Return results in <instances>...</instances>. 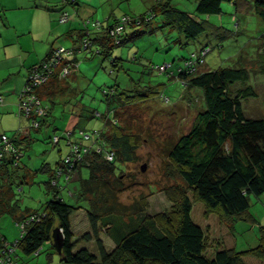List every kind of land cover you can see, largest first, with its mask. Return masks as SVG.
I'll use <instances>...</instances> for the list:
<instances>
[{
  "label": "trees",
  "instance_id": "1",
  "mask_svg": "<svg viewBox=\"0 0 264 264\" xmlns=\"http://www.w3.org/2000/svg\"><path fill=\"white\" fill-rule=\"evenodd\" d=\"M251 1L250 8L263 25L261 43L255 55L241 57L237 66H219L201 73H197L193 60H189L184 68H179L177 77L185 85L186 91H200L202 108L190 130L181 135L168 150L176 173L192 191L194 198L202 201L207 210L222 215L232 223L244 219L246 213H249L251 196L258 197L264 193V118L247 115L242 103L244 99L257 95L248 83L251 69L247 62L258 61L256 69L264 74V0ZM156 2L150 14L114 16L108 23L100 22L99 27L91 29L83 21L85 27L78 30L81 31L78 43L76 41L77 44L70 47L74 52L63 54L62 63L57 68L50 66L52 69L48 80L35 89L46 113L37 117L38 125H31L32 129L40 130L42 126L51 123L52 110L47 99H54L51 95L62 84L61 79L67 78L72 67H76L79 61L76 59L77 50L84 39L90 43L81 51L108 56L113 47L127 39L130 27L148 24L153 16L159 15L162 24L176 29L184 38L183 44H188L210 26L203 16L221 14L224 2L238 6L243 0H197L194 13L177 8L169 0ZM125 16L128 19L123 22L121 32L112 35L110 29ZM136 31L140 32L139 29ZM54 47L51 46L45 57L33 65L29 72L38 64L49 62ZM206 52L205 48L200 51L197 63L202 62ZM115 61L112 63L116 64ZM64 65L69 66L70 73L62 78L59 77V70ZM153 93L156 91L131 92L112 85L108 91L104 90L106 100L113 104L107 111L112 115L99 113V117L105 121L103 128L93 129L89 133L80 130L74 139L72 135L76 127L66 129L70 150L64 157L58 153L53 172L44 181L48 197L42 206L27 210L21 215L20 222H17L25 224L24 232L12 244L15 246L14 254L17 249L25 255L39 253L45 243L55 247L53 234L55 229L60 228L62 238L58 253L61 262L69 264H248L243 259L245 253L259 257L262 261L260 264H264V229L255 247L245 251L223 248L216 251L214 257H207V235L192 220V200L183 188L171 189L172 192L168 194L172 203L169 211L154 216L140 213L136 218L128 217L126 220L127 207L118 200L123 182L122 173H116V163L132 161L137 144L134 135L126 131L117 114L127 105L151 100ZM19 114L23 118V113ZM24 118L31 124L32 116ZM25 131L26 134L17 129L13 134H7L13 150L5 153L0 161L2 210L10 209L5 207L12 195L15 169H18L23 156V144L26 147L31 142V131ZM50 138L52 144L57 146L61 137L52 135ZM60 150L58 146L57 151ZM111 151L114 157L108 160L105 154ZM82 166L87 167L89 172L87 177L80 179L79 195L89 200L88 208L67 203L63 195L73 172ZM40 169L50 170L48 164H42ZM79 208L86 211L89 229L76 237L71 216ZM104 214H110V219L105 223L101 222ZM31 216L34 218L28 221ZM105 228L113 241L112 247H108L101 237ZM83 241H95L96 250H91ZM6 243L5 238H0V244Z\"/></svg>",
  "mask_w": 264,
  "mask_h": 264
},
{
  "label": "rangeland",
  "instance_id": "2",
  "mask_svg": "<svg viewBox=\"0 0 264 264\" xmlns=\"http://www.w3.org/2000/svg\"><path fill=\"white\" fill-rule=\"evenodd\" d=\"M2 1L11 8L17 7L20 2H27ZM169 1L190 13H194L197 2ZM63 2L59 6L65 10L53 12L54 21L49 26L41 24L39 28L42 35L37 38L35 46L44 47V52L52 41L56 42V46L72 47L73 41L64 33L73 29L76 36L78 30L85 27L83 21L91 29L94 28V21L104 24L110 13L115 17L150 14L152 6L157 3L156 0H79L81 6L77 7L72 0ZM251 4V0H243L238 6L222 3L221 14L202 17L208 20L210 26L188 44H183L184 38L176 29L163 25L160 16L155 15L148 24L130 27L127 39L121 45L113 47L108 56L88 51L78 52L76 59L79 61L76 67H72L67 78L61 79L62 84L51 95L54 99H47L52 110L51 123L42 126L40 130L32 129L30 121L17 114L0 113V134L4 131L10 134L17 129L24 134L27 133L25 130L31 131V142L26 147L23 144V156L18 169H15L12 195L5 207L10 209L2 210L0 207V238H5L10 245L14 244L21 235L20 224H17L21 215L27 210L38 209L47 199L44 181L50 178L59 158L58 153L64 157L70 150L66 129L72 130L76 127V132L72 135L74 139L80 130L89 133L93 129L103 128L105 121L99 117V113L111 116V112L107 111L113 106L106 100L104 90L108 91L110 86L116 85L121 90L131 92L156 91L151 100L127 105L117 114L126 131L134 135L137 144L132 161L116 163V173H122L123 182L118 200L127 207V214H123L126 220L128 217L136 218L140 213L154 216L156 213L169 211L172 203L168 194L172 192L171 189L183 188L192 200V220L207 235V257H214L216 251L223 248L245 251L257 246L261 230L264 229V193L258 197L251 196L249 213H246L244 219L232 223L222 215L207 210L202 201L194 198L192 191L176 173V168L168 156L172 144L190 130L202 108L200 91H186L185 85L177 77L179 68H184L189 60H193L197 73H201L219 66H237L236 63L241 57L255 55L261 43L263 25L250 8ZM63 12L69 15L66 21L61 20ZM7 15L12 23L9 29L3 28L6 38H19L25 44L32 43L31 34L21 32L30 24L29 11L8 9ZM50 29L53 36L49 34ZM138 29L140 32H135ZM50 37L52 39L49 41ZM204 48L207 52L202 56V62L197 63L200 51ZM114 59L116 64L112 63ZM257 62H247L251 69L248 83L257 95L244 99L242 103L247 115L264 118V74L256 69ZM162 65L167 66V69L157 70ZM93 114L95 115L92 116ZM52 135L61 137L57 146L51 142ZM58 146L60 152L57 151ZM42 164H48L50 170L40 169ZM142 165H145L144 170H141ZM88 172V168L84 166L73 172L63 194L67 203L90 207L89 200L79 195L80 179L87 177ZM61 180L63 181L62 177ZM70 192L72 195L68 197ZM108 218L110 219V214L102 215L101 222L105 223ZM71 221L76 237L89 229L86 211L82 208L71 216ZM106 230L107 228L103 229L101 237L108 247H112L113 241ZM83 243L91 250H96L95 241ZM243 259L248 264L262 262L259 257L247 253L243 255ZM13 264L69 263L61 262L55 247L45 243L39 253L32 255H25L17 249Z\"/></svg>",
  "mask_w": 264,
  "mask_h": 264
},
{
  "label": "crops",
  "instance_id": "3",
  "mask_svg": "<svg viewBox=\"0 0 264 264\" xmlns=\"http://www.w3.org/2000/svg\"><path fill=\"white\" fill-rule=\"evenodd\" d=\"M65 1L69 2V0ZM80 2L79 0H72V3L76 4L77 7L81 6ZM60 3L64 4L63 0H27V2H20L17 7L11 8L8 7L4 1L0 0V46L2 49L0 51V95L2 96L0 113H7L9 115L17 114L20 94L25 86L29 69L45 57L51 46H56V42L52 41L44 52V47L37 48L35 42L38 40L37 38H40L42 35L39 30L41 24L43 25L45 23L49 26L51 22L54 21L52 19V13L65 10L59 6ZM81 3L83 4L84 2ZM8 9H23L29 11L30 24L26 27L27 29L24 28L21 32H23L22 34H31L32 43L29 42L25 44L19 38H17V40L6 38L7 35L3 33V28L9 29L12 23L7 15ZM76 13H78V11H76ZM113 17L114 15L110 13L104 24L112 20ZM72 30L73 29L64 34L71 38L74 44L78 40L80 32L75 36V31ZM49 34L53 36L52 29L49 30ZM58 34L56 36H58ZM51 39L52 37L48 40L50 41ZM15 131L16 130H13L10 134H13ZM3 133L6 132L4 131Z\"/></svg>",
  "mask_w": 264,
  "mask_h": 264
},
{
  "label": "built area",
  "instance_id": "4",
  "mask_svg": "<svg viewBox=\"0 0 264 264\" xmlns=\"http://www.w3.org/2000/svg\"><path fill=\"white\" fill-rule=\"evenodd\" d=\"M68 14L66 12H63L61 15V20L66 21L68 19ZM128 17H122L120 19V22H118L115 26H113L110 29V33L112 35H116L121 32L123 29V22L127 20ZM101 23L99 21H94L93 26L94 28L99 27ZM89 40L84 39L82 43L79 44L78 52H80L82 49H86L89 46ZM74 52L73 49L65 48L62 46H55L54 50L52 52V55L49 59V62H44L42 65L38 64L34 68H32L29 72L27 82L25 83V86L20 94L19 98V104H18V110L17 115L20 117V113H23V117H29L31 118V125L37 126V117L42 116L46 113V108L41 105V100L39 97L35 94V89L44 84L48 78L49 74L51 73V67L54 66V68H57V65H60L62 63V56L63 54H72ZM205 53V52H204ZM167 66H159L158 70H165ZM70 73L69 66L64 65L59 70V77H66ZM0 102H2V96L0 95ZM88 137V136H86ZM10 150H13L12 144L10 142V138L6 133L0 134V161L3 157V155L8 153ZM106 158L108 160H112L114 157L113 151L107 152L105 154ZM67 160H69L67 158ZM75 160V157L73 158ZM34 216H31L28 221L32 220ZM26 221V223L28 222ZM24 224L21 223V234L24 232ZM14 250L15 246L10 245L9 243L6 244H0V264H13L14 263Z\"/></svg>",
  "mask_w": 264,
  "mask_h": 264
},
{
  "label": "water",
  "instance_id": "5",
  "mask_svg": "<svg viewBox=\"0 0 264 264\" xmlns=\"http://www.w3.org/2000/svg\"><path fill=\"white\" fill-rule=\"evenodd\" d=\"M144 168H145V165H142L141 170H144ZM61 238H62V235H61L60 228L55 229L54 234H53V244L57 252H59L60 250Z\"/></svg>",
  "mask_w": 264,
  "mask_h": 264
}]
</instances>
